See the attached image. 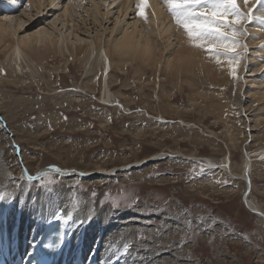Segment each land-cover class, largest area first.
Wrapping results in <instances>:
<instances>
[{"label": "rangeland", "instance_id": "1", "mask_svg": "<svg viewBox=\"0 0 264 264\" xmlns=\"http://www.w3.org/2000/svg\"><path fill=\"white\" fill-rule=\"evenodd\" d=\"M27 1L22 4L25 13L31 10ZM17 7L20 12L22 7ZM86 13L85 18L89 21ZM59 15L57 10L44 14L40 26L49 27L57 19L59 28L63 29L60 18H64ZM252 15L263 18L264 5H255ZM253 20L255 18L246 21V25ZM72 33L78 44L77 36ZM81 35L84 36V32ZM70 43L67 45L73 48L74 44ZM65 45H62V53L58 52L56 58H47L46 64L41 65L37 58L25 56L22 59L24 65L20 64L22 71L17 70L15 60L7 59L0 52V67L3 68L0 70L3 77L0 102L4 98L2 107L4 111L6 108L5 115L3 110L1 113L16 130L34 176H41L39 180H32L28 187L45 192L68 188L73 192L72 203L75 200L82 206H89L86 199L81 201L79 198V193H85L101 209L111 205L112 213L103 234H109L110 238L136 232L132 249L145 243L147 248L156 250L154 254L162 257L169 251L174 254L172 258L185 264H264V229L242 200L246 183L235 179L229 171L211 169L203 160H198L211 157L221 162L230 152L232 170L242 174L246 152L264 145V126L255 124L256 117L247 108V95L242 94V104H237L232 97L235 82L249 81L254 76L262 80L264 68L257 73L235 70L230 81L222 85L225 86L223 90L204 78L199 79L202 80L199 86L209 93L207 104L203 101V105L192 96L190 83L167 81L161 89L159 81L136 80V67L129 66L127 75L116 72L120 80L113 87L127 109H115L101 102L99 74L94 91L84 86L85 80L92 75L88 76L85 70L96 58L95 46L90 44L87 54L83 51L80 58L84 62L81 63V59H75ZM250 48L244 43L240 51V56L246 58L244 70L253 67L249 60ZM5 64L15 70L13 76L7 75ZM146 69L150 76L151 70ZM15 74L19 78L14 77ZM243 86L247 90L250 85L243 82ZM211 95L215 96L214 106L210 102ZM221 95H224L222 100ZM80 123L84 125H75ZM28 128L34 133L41 130L34 139V133L33 136L27 134ZM18 146L17 149L14 143L6 142L0 132V153L13 176L10 186L15 188L21 183L17 175L25 171L21 146ZM170 151L196 155L198 159H164L97 179L63 178L57 173L42 176L40 173L53 165L84 170L109 169ZM248 175L253 184L251 195L264 210V161H256ZM98 221L93 223L96 225ZM100 228V225L95 226L97 231ZM166 257L157 258V261L166 260Z\"/></svg>", "mask_w": 264, "mask_h": 264}, {"label": "bare ground", "instance_id": "2", "mask_svg": "<svg viewBox=\"0 0 264 264\" xmlns=\"http://www.w3.org/2000/svg\"><path fill=\"white\" fill-rule=\"evenodd\" d=\"M254 2L255 0H249V6L254 5ZM137 3L138 0H28L27 6L31 10L25 13L24 8L21 6L23 9L21 8V14H19L20 12L17 11L16 7L20 4V0H0V52H3L4 56H7V59L10 58L11 61L12 59L15 60V64L18 65L17 70L22 71L23 67L20 64L25 56L33 59L37 58L41 65L46 64L47 58H56V54L62 53V45L66 44L67 50L77 59L80 58L83 51L87 54V50H90V44H93L97 49V54L94 62L90 63L89 66L86 65V74L88 76L92 75L88 80H85L87 84L85 83L84 86L90 89V91H94L97 75L99 74L101 102L103 105L113 106L115 109H119L120 107L127 109L120 101L119 95L113 91V87L120 80V76L116 75V72L127 75L129 66L136 67V80L150 82L152 79L154 82L159 81L161 89H164L167 81L190 83L194 99L197 100V103L201 101L203 103L204 101L205 104H207L209 93L199 86L202 84V80L200 82L199 79L204 78L215 85L217 84L219 89H225V86L222 85L230 81L233 69L238 72L252 71V73H257L264 68V16L263 18L253 16L255 20L249 22L248 26L246 25V21H243V34L238 37L240 43L236 51L240 53L244 43L250 45L252 51L249 60L253 67H256H252L251 70H244L243 63L246 61V58L240 55L236 58L235 62L230 63V57H226L227 59L209 57L204 49L193 47L184 31L181 30L182 28H177L174 25V18L169 13L166 4H162L165 3L164 0H146L145 14L147 21L138 16L139 9L136 7ZM237 4L238 7L240 6L242 12H247L248 9L244 6L243 0H237ZM56 10L60 12L61 15L59 16L64 18H60L63 29L59 28L57 19L53 22L50 21L52 24H49V27L40 26L43 24L44 14L47 13L48 15V13L56 12ZM79 11H81V14H78ZM86 11V16L89 17L91 22L90 20L88 21V18H85L84 12ZM17 14H19V17H17ZM82 16L84 17L82 18ZM78 17H80V20H77ZM237 27H241V25H237ZM65 28L66 31L64 32ZM80 30H83L84 36H90L93 39H85L81 35ZM72 32L77 36L78 44H76V40H73L74 35ZM68 42L74 44L72 45L73 48L67 45ZM82 42H85V45H81L83 44ZM221 56L224 57L223 55ZM83 62L84 59H81V63ZM22 65H24L23 62ZM4 67L8 76H13V73H16L8 65L5 64ZM146 68L151 70L150 76H147ZM1 69L3 68L0 67ZM14 77L19 78L17 74ZM244 77L246 78L247 75ZM257 77L254 76L249 81H243L250 85L247 86L249 87L247 90L243 89L242 80L235 82V93L232 94V97L237 104H242V94L247 95V108L251 109L250 111L254 113L253 116L256 117L255 124L261 127L264 126V75H262V80ZM227 78L228 81H226ZM2 80L3 77L0 75V82ZM15 82L17 83L18 81ZM90 82L93 83L90 84ZM84 86H82L81 91L84 90ZM219 93L217 92V94ZM215 96L211 95L209 97L212 99L210 101L211 105H213ZM222 97L224 95H221V100ZM3 102H0L1 136L6 138V142L14 143L15 148L18 145L21 146L20 153L24 159L25 171L19 172L17 175L21 179L18 187H11L10 179L13 176L0 153V193L5 195V199L0 201L2 220H6L8 225L12 227L18 223L20 208H22V212L27 211L28 213L29 211V214L24 215L22 213L20 218L24 217L22 230L17 231L13 229L11 231L12 235L17 238L22 237L23 232L27 230L30 233L34 232L38 224L59 218L69 225L72 247H76L79 254L86 257L99 256L103 264L111 263L112 261L115 264H168V262L170 264H185L175 257L172 258L174 254L169 251L168 255L162 257L161 255L158 256L157 253L154 254L156 250L152 251L147 248L145 243L137 249H132L134 247L132 244L136 238V232H128L125 236L123 233L111 236L110 238H108L109 234L105 236L103 233L106 231L103 232V229L109 223L112 213L111 205H106L101 209L85 193H79L81 196L79 198L81 201L86 199V203L89 206H82L80 202L76 203L75 200L72 203L73 192L68 188H56L52 192H45V190L42 191L35 187H28L32 180H39L41 176H34L28 162L29 159L26 157L23 144L19 141L16 130L12 128V123H10L9 119L6 116L4 117L6 108L4 111L2 107ZM2 110L4 111V115L1 113ZM75 125L80 127L84 124ZM40 130L34 133L30 128L27 130V134L31 136L34 133L35 139ZM30 138L32 139V137ZM34 145H37L36 142ZM178 157L189 161H194L197 158L196 155H187L181 151H170L156 153L136 160L133 163L109 169L98 167L84 170L77 167L68 168L66 165H53L42 169L40 173H42V176L47 173H57L63 176V178L80 177L81 179H97L103 176H114L122 172L134 170L160 160ZM198 160H203L211 169L229 171L235 176H233L235 179L244 181L246 184L243 196L247 191L248 185H250L247 205L250 209L256 210L253 211L251 209V212L257 216L258 221L264 229V218L258 213V211L264 213V210L260 207L256 198L251 195L253 184L248 175L249 170L256 161H264V145L246 152L242 174L232 170L230 152L224 156L221 162H216L211 157H200ZM56 168H59L60 171H55ZM29 176L32 177L31 180L28 179ZM244 178L249 179L248 184ZM5 212L6 215L4 214ZM96 219L99 220L96 225L101 226L98 231L95 230L96 225L93 223ZM169 222H171L170 219ZM165 257L166 260L157 261V258L162 259Z\"/></svg>", "mask_w": 264, "mask_h": 264}, {"label": "snow or ice", "instance_id": "3", "mask_svg": "<svg viewBox=\"0 0 264 264\" xmlns=\"http://www.w3.org/2000/svg\"><path fill=\"white\" fill-rule=\"evenodd\" d=\"M164 2L176 26L183 29L193 47L204 49L209 57L219 58L221 55L230 57V63L235 62L240 55L236 49L240 43L238 37L243 34V21L254 18L252 12L255 5H264V0H255V5L252 6H249V0H243L248 10L242 12L237 0H164ZM136 7L139 9L138 16L147 21L146 0H138ZM55 171L59 172L60 169L56 168ZM28 179L31 180L32 177L29 176ZM4 199L5 195L0 193V201Z\"/></svg>", "mask_w": 264, "mask_h": 264}, {"label": "water", "instance_id": "4", "mask_svg": "<svg viewBox=\"0 0 264 264\" xmlns=\"http://www.w3.org/2000/svg\"><path fill=\"white\" fill-rule=\"evenodd\" d=\"M244 179L246 180V182L248 184L249 179H246V178H244ZM249 192H250V185H248L247 191H246L245 195L242 197V200H243L244 204L246 205V207L251 211L252 208L250 209V207H248V205H247V196H248ZM252 210L256 211L255 209H252ZM258 213H260V215H262V217L264 218V213L263 212L258 211Z\"/></svg>", "mask_w": 264, "mask_h": 264}]
</instances>
